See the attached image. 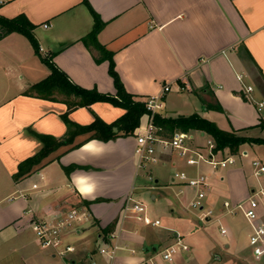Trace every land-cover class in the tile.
Returning a JSON list of instances; mask_svg holds the SVG:
<instances>
[{"label":"crops","instance_id":"crops-1","mask_svg":"<svg viewBox=\"0 0 264 264\" xmlns=\"http://www.w3.org/2000/svg\"><path fill=\"white\" fill-rule=\"evenodd\" d=\"M92 11L104 23L97 40L113 52L127 91L145 99L171 83L162 116L198 113L222 129L264 138V110H257V102L264 100V0H3L0 15L24 14L34 24L32 33L42 50L38 54L29 40L10 38L18 32L0 39V77L18 72L14 93L0 100V247L18 253L19 264H89L91 258L106 264L98 248L117 241L121 248L114 263L140 264L180 239L188 249L179 250L172 261L159 258L157 264H264V257L255 259L251 253V227L243 213L225 214L223 206L225 200L236 204L246 199L254 186L264 183V174L256 178L251 167L253 158L264 163V143H244L234 154L228 148L219 151L221 157L233 155L235 163L217 169L207 163L187 165L177 152H167L161 155L162 168L154 172V164L138 166L136 128L132 135L107 141L87 140L88 133H80L73 141L81 142L78 147L63 145L29 174L13 178L18 163L42 146L31 131L55 137L67 131L61 116L67 110L65 102L23 93L50 72L41 56L51 55L52 62L80 86L116 91L108 60L97 62V51L82 41L93 27ZM237 73L243 74L241 80ZM248 84L253 90L246 94ZM123 113L110 102L95 101L69 111L68 118L88 124L96 114L111 123ZM187 132L193 146H202L209 137L200 130ZM71 164L80 167L66 173L64 167ZM178 170L207 175L206 203L218 220L201 224L183 208L175 194L180 186L172 180ZM18 190L26 196L4 200ZM191 194L186 187L182 198ZM129 196L145 204L147 213L161 224L145 225L123 216ZM81 206L88 208L91 221L65 233L64 240L76 247L65 260L42 248L35 236L36 245L24 241L30 219ZM257 222L264 223V199ZM213 224L218 236L206 229ZM110 233L118 234L117 240Z\"/></svg>","mask_w":264,"mask_h":264},{"label":"built area","instance_id":"built-area-1","mask_svg":"<svg viewBox=\"0 0 264 264\" xmlns=\"http://www.w3.org/2000/svg\"><path fill=\"white\" fill-rule=\"evenodd\" d=\"M3 0H0L2 3ZM47 26V24H44ZM42 50L41 47H39ZM237 78H243L242 73H237ZM171 83L162 86L160 92L149 95L144 99L146 113L144 114L145 122H140L136 127L134 154L138 160L139 168H145L148 165L156 164L162 161L161 155L167 152H177L185 164L190 166H199L201 163L209 164L213 169L225 168L235 163L233 155L218 156L219 150H216V144L212 138L207 137L202 146H193L190 144L192 136L187 131L177 130L170 136L162 133V128L154 123V115L159 113L164 106V94L171 89ZM181 88V87H180ZM253 86L244 85V91L249 94ZM257 110H264V100L257 102ZM252 173L257 178L264 174V163L260 159L251 160ZM172 180L180 186L175 193L181 205L187 211L192 212L199 223L218 220L215 217L214 209L206 203L207 192L210 184L207 175L203 172H196L195 175H189L184 170L175 171ZM190 188L192 194L183 199L184 188ZM36 188V184L32 185ZM17 196L25 197L23 190H18L17 194L9 195L4 198L5 201H11ZM264 199V183L254 186L249 196L236 203L225 200V214H235L240 210L248 223L251 231L248 236V242L251 247V253L255 259L264 257V223H258V207L261 200ZM127 204L124 207L123 216H131L145 225L158 226L161 224L160 219L152 218L146 210L145 204L136 199L127 198ZM91 221V214L85 206L75 207L64 212H55L50 218L30 219L29 225L34 233L38 244L42 248L52 249L60 258L66 259L69 253L75 251V245L64 240V235L68 230L76 231L83 224ZM221 233L226 229L220 225ZM111 239L117 240L118 234L110 233ZM121 246L117 241L111 244L99 246L98 252L105 256L106 264H115L114 258ZM188 246L180 239L169 244L160 251H155L152 255L146 257L140 264H157L158 259L162 258L167 261L173 260V255L179 250H187ZM68 264V263H66ZM89 264H102L97 259L91 258Z\"/></svg>","mask_w":264,"mask_h":264},{"label":"trees","instance_id":"trees-1","mask_svg":"<svg viewBox=\"0 0 264 264\" xmlns=\"http://www.w3.org/2000/svg\"><path fill=\"white\" fill-rule=\"evenodd\" d=\"M94 23L91 31L82 37L85 45L95 49L97 62L107 59L109 62V74L113 78L115 93L100 92L96 88H85L72 82L67 75L61 71L53 62L51 55L41 56L42 61L47 65L50 72L44 78L29 85L23 93L50 100H61L66 103L67 110L61 115L67 125L65 135L55 137L51 134L37 133L31 131L42 143L40 149L31 156L26 157L18 163L16 172L13 173L15 180L29 174L36 166L42 165L51 152L63 145L78 147L81 142L73 143L77 134L88 133L86 139L110 140L118 136H128L134 133L139 125L141 117L146 113L144 99L138 98L135 94L127 91L115 69L113 52L108 50L97 40V33L103 27V22L92 11ZM32 24L24 14H17L13 17L0 15V39L11 32H18L24 35L31 43L33 49L39 54V46L32 33ZM95 101H107L124 109V113L111 123L102 120L98 115L88 124H78L68 118L69 111L80 106H89ZM154 123L162 128L165 136L172 135L176 130L189 131L200 130L206 133L216 144L215 149L223 151L225 148L231 153H237L240 146L247 142L264 143V138L249 137L237 134L234 130L222 129L212 120L201 116L198 113L178 115L175 117L162 116L160 113L154 115ZM117 131H113V127ZM80 167L71 164L64 167L66 173ZM89 201H85V206Z\"/></svg>","mask_w":264,"mask_h":264},{"label":"rangeland","instance_id":"rangeland-1","mask_svg":"<svg viewBox=\"0 0 264 264\" xmlns=\"http://www.w3.org/2000/svg\"><path fill=\"white\" fill-rule=\"evenodd\" d=\"M13 36V37H12ZM18 38L17 40H28L25 36L19 34V33H15L14 35H11L10 38ZM0 73L1 69H0ZM18 74V72H13L12 74H10L9 76H5V77H0V100L3 98H6L10 95H12L15 91V81H17L16 79V75ZM9 77V78H8ZM3 87H7L5 91H2ZM182 96V95H179ZM162 165L159 163L154 164L153 166V170L154 172H158L162 167ZM165 169V167H164ZM216 225H211L209 227H207L206 229H210L213 233H215L218 236V232L216 229ZM33 236L34 233L31 229H27L23 232V239L26 242V244H28L29 246H33L35 243H33ZM33 244V245H32ZM36 245V244H35ZM3 247H0V264H19L18 263V253H6L4 252L5 249H2Z\"/></svg>","mask_w":264,"mask_h":264},{"label":"water","instance_id":"water-1","mask_svg":"<svg viewBox=\"0 0 264 264\" xmlns=\"http://www.w3.org/2000/svg\"><path fill=\"white\" fill-rule=\"evenodd\" d=\"M113 131H117V127L114 126V127H113Z\"/></svg>","mask_w":264,"mask_h":264}]
</instances>
